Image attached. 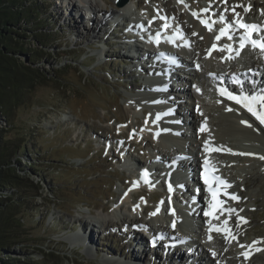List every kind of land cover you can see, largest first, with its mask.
I'll list each match as a JSON object with an SVG mask.
<instances>
[{"label": "rangeland", "instance_id": "1", "mask_svg": "<svg viewBox=\"0 0 264 264\" xmlns=\"http://www.w3.org/2000/svg\"><path fill=\"white\" fill-rule=\"evenodd\" d=\"M74 1L26 0L25 2L32 4V18L36 19V23H21L22 28L12 31L14 33L10 32L12 37H16L15 47L11 43L15 48L11 52L13 60L21 66H36L42 70L38 78L31 74L27 81H21L17 74V78L7 79V86L3 87L11 93L4 101L11 100L12 103L4 108L6 117L0 113V128L5 130L4 137L11 143L23 144L24 148L13 157L12 164L19 169L20 174H28L31 181V184L14 190L12 195L20 202L15 211L16 218H20V225L16 227L17 232L14 230V234L9 235V246L0 251L2 258L12 264H106L104 260L114 256L123 258L124 251L130 249L124 247L120 231L117 230L114 235L111 232L95 235L98 234L96 218L104 221L110 218L109 213L112 211H125L119 205L116 207L112 204L120 197L123 179L125 183L135 180L130 178L132 172L123 160H117V156H120L129 161L128 156L119 151L123 139L118 134L124 131L129 138H133L135 143L130 141L136 146L125 148L135 160L143 164H147L155 155L153 149L158 146L155 137L144 129L145 126L137 129L144 106H134L132 103L135 99L131 98L138 91L135 83L139 82V78L136 76H141L143 71L133 74L135 69L131 66V60L121 52L123 46L129 43H124L123 34L130 30L122 25L124 20H120L128 7L122 10L124 7L117 6L116 0H86L93 5L97 3L101 9L87 19L84 17L86 13L83 16L78 13L77 7H73ZM132 1L139 6L131 16L144 19L150 13L157 17L156 13L150 11L154 6L159 7V10L174 9V14L167 12L171 23L178 21L179 13H197L198 5H205L207 1L210 3V0H128L127 4L132 8ZM232 1L233 5L244 7L252 6L255 1L257 4L253 9L245 12L244 7H241L240 14L247 18H264V0ZM224 2L222 0L215 4L218 6ZM67 8L70 9L68 17ZM116 19L122 23L116 24L111 33ZM130 24V21L126 22V25ZM33 33L49 37L43 35L45 37H42L40 45ZM136 42L141 45V42ZM22 47L29 51L23 52ZM38 58L40 59L35 62ZM211 59L217 60L214 55ZM34 62L36 64L33 65ZM128 68L132 70L127 75L125 73ZM186 68L174 69L180 77L176 85L183 82L181 76L189 77L190 69ZM19 72L20 69L14 68L12 73ZM192 85L189 91L194 94ZM189 106L186 105L185 109L190 111L191 105ZM206 110L210 111L209 108ZM190 112L187 115L192 120L194 114ZM215 114L216 117L219 113ZM195 127L196 125L184 127L183 134L193 137ZM210 133L214 135L212 130ZM210 133L208 138L213 137ZM104 139L110 140L113 145L103 151L101 148ZM210 158L213 161L219 160L214 155ZM187 160L193 164L192 158ZM224 160L229 161L228 158ZM261 171L262 174L258 172L248 178V187L243 185L246 178L243 182L242 177L232 182L239 190L243 189L242 195L245 197L241 196L234 201V209L247 220V223H238L233 219L235 213L233 216L228 215L232 218L228 222L229 228L235 235L238 234L235 246L240 241L243 244L260 241L256 246L264 249V169ZM246 192L250 197L245 195ZM102 206H107L108 212L103 211ZM146 219L148 217L142 220ZM80 222L88 223V227L85 225L87 232L93 228L94 240L89 246L91 250L73 244L72 238H68L80 230ZM132 236L135 237L133 234ZM245 238L247 242L244 243L242 240ZM219 239L213 244L214 249L219 247ZM225 240L229 241V238ZM47 246L57 253L42 257L41 253ZM158 247L157 252H160L162 246ZM148 249L147 244V253L143 255L141 263L147 264L151 258L153 252ZM257 254L261 255V259L257 257L261 262L256 263L264 264V250ZM216 261L218 264V259ZM127 262L133 264L132 261Z\"/></svg>", "mask_w": 264, "mask_h": 264}, {"label": "bare ground", "instance_id": "2", "mask_svg": "<svg viewBox=\"0 0 264 264\" xmlns=\"http://www.w3.org/2000/svg\"><path fill=\"white\" fill-rule=\"evenodd\" d=\"M75 1H79L78 2L79 4L85 3V5L86 4L88 5V2L86 0H75ZM102 1L104 2V0H102ZM254 4H255V2H254ZM88 6L93 11V13L94 12L97 13V12L101 11L100 6L97 5V3L95 5L89 4ZM73 7L76 8L77 5L73 4ZM122 7H124V8H122V10L123 9L125 10V7H128V9H130L131 12L135 9L134 6H133V8H132V6L129 7V4L122 5ZM85 9L88 10V8H86V7H85ZM170 9H172V8H170ZM170 9L169 10L166 9V10L168 12H173V14H174L175 10L174 9L170 10ZM67 10H68V13L66 15L68 17V15L70 14V9L67 8ZM181 12H182V10H181ZM84 13H86V16H88L87 12H84ZM183 13H179V16H178V25L179 26L178 27L180 28V30H182L184 39L189 38L191 41V44L186 45L185 43L182 42V45H178L177 43H175L172 46H168L167 51L173 52L174 57H172V58L176 62H180V65L186 66V67H188V69L191 70L189 73V79H191V82H193L194 86L193 85L192 86L194 87V90L197 87H200L202 89V94L198 95L195 92H194V94H192L189 91L190 90V82L186 81L185 79L183 80V77L181 78L183 81L181 88H183L184 91L187 93V97L190 99L188 101L191 102L190 111H191V113L194 114L192 116V119H193L192 124L197 123V129L193 134L194 139H192V140L190 139V142H192V144L189 142H187V143L182 142L181 144L182 145L190 144V146H192L193 148H195V149L197 148V153L189 151L190 146L189 147L187 146L186 147V154H187L186 158L187 157L192 158L193 164L192 163L190 164V162L187 159L186 160L178 159V160H180V162L182 164L181 167L186 166V168L188 167V168H192V169H197V172L200 170L205 171V165H204L205 159H207L208 161H211L209 165L215 166L214 168L216 169V171L214 172V175L220 176L223 180L227 181L231 185V187L225 189V191L230 192L231 194L234 193L235 195L238 194V195H241L242 197H244V195H242V194H244L243 189L239 190L238 188L233 186L232 181L234 182V181H236V179L238 180V179H240V177H242L241 181L243 182V179L246 178V180H245L246 182L243 183V185L246 186V183L249 180L248 178H251L252 175L257 174L258 172H259V174H262L261 170L264 169V160L260 159L259 157L264 156V128L259 125V121L256 120V118L253 117L252 115L244 114V115L238 116V119H237V117L234 114H230L228 112L222 111V109L226 108L225 107L226 105H229V103L224 99H216L217 105L219 107H213L214 109L212 108L210 112L206 111L207 108H209L210 106H213L212 105V102H213L212 97H214V88H211L210 85L208 84V82L212 81V80L213 81L223 80V78H222L223 74H222L221 69L219 68L220 66H219L218 62L212 61L210 59V55L215 54V55L219 56L220 52L214 51V50L209 52V49H211L212 45L215 44V42H214L215 37L212 36L211 31L207 30L205 25H204V28L201 26L202 25L201 19L195 18V17H190L188 14H183ZM123 15H127V14L122 13V16ZM106 16H108V15H106ZM127 17H129V16L127 15ZM88 18L89 17H87V19ZM101 20L104 21L103 18H101ZM134 20H135L134 23H136L139 26L143 22V20L140 18H134ZM229 20H231V19L229 18ZM229 20H226V21L230 22ZM67 21H68V18H67ZM153 25H155V24L153 23ZM193 33H196V35H194ZM184 39H176V42H177V40L183 41ZM145 41L146 42L143 41L145 44V47L140 49L141 52L138 51L139 46L134 45L136 48L135 51H137L136 52L137 58L133 59V61H135V62L131 63V66L134 67V69L136 68L135 63H138L139 60L142 59L143 54L148 55V58L150 60V56L157 54L160 50H162L160 45L156 41H154V39L149 38ZM121 52H122V54L123 53L126 54L125 52H123V48H122ZM243 53H244L243 57L249 61L250 53L246 52V51ZM126 58H129V57H126ZM162 64H163L162 66L164 68H166V66H164V65H166L168 63L163 61ZM196 65H199V67L195 68ZM244 66L245 67L246 66L247 67H256L257 72H259V75H257L256 80H257L259 86H263L264 85V83H263V80H264V55L260 54V60L258 62L257 61L254 63L245 62ZM138 68H140V70L142 69L140 67V64L137 65V69ZM231 73L234 74L235 72L231 71ZM125 74L128 75L129 70ZM172 75H173V73L171 74V76ZM189 79H187V80H189ZM150 84L156 85V83H154V82H151ZM135 87H137L136 90H138V92H137L138 94H136L131 99H136V97H138L140 94H142V96L147 95L146 89H149L148 87H144V86L139 85V87L142 88V90H141L138 88V83H135ZM170 87H171V85H170ZM258 88H261V87H258ZM178 94L179 93H177V90H175V92H171V95H173L175 97H177ZM263 95H264V90H263ZM203 97H205L204 101H202ZM207 98L209 100H208V102H205ZM137 99H136V102H138ZM196 104H199L200 108H197ZM172 105H173V103L170 104V106H172ZM143 106H146V105H143ZM203 110L205 112H203ZM213 113H219V115H217L215 117L216 114L214 115ZM183 114H187L186 111H184ZM165 118H167V117H165ZM243 120L248 121L251 124V127L243 124L242 123ZM202 122H207L209 125L207 130L203 131V132L199 129ZM151 126H152V124H148V127H151ZM170 127H172V125ZM211 130L214 132V136L211 137V139H208L207 134ZM215 133H216V136H215ZM120 134L123 136L125 133H124V131H122ZM145 134H146V132H145ZM211 134L213 135V133H210V135ZM185 137H186V135H185ZM232 137H234V139ZM197 138H198V140H197ZM164 140L174 141L176 139H173L169 135H167V136L162 137L160 142H158L159 143L158 146H154V148L156 147L154 150V154L156 153L157 155H159L163 162L155 161V158L153 157V159L149 161L148 165H146L148 167V171H150L153 167H155L157 170H159L161 168L163 169L164 167H166L165 163H168L173 158H175L174 156L179 158V156L181 154L180 151L175 150L172 143L170 144L169 149H165L164 148L165 146L163 145L164 143L162 142ZM127 141L132 144V142L130 141V138H127ZM205 141H208V147L209 148L218 147L219 149L224 150L227 147V148L231 149L233 152L231 158L234 160L235 164H230L229 166L224 168L220 165V163L213 161L212 160L213 158L212 159L210 158L212 155L218 156V158L221 159V161H222V160H224V158L227 159V154H225L226 155L225 157L222 155L219 157V153H222L221 150L217 151V152L205 151ZM176 142H179V141L176 140ZM194 143H196V144L194 145ZM167 147H169V146H167ZM181 147H183V146H181ZM181 147H180V149H181ZM195 149H192V150H195ZM171 151H173V153H170ZM240 153H251L252 155H241ZM126 155L130 156V158L132 159V163L135 167L140 168L141 166H145L139 160H135V158H133L132 154L129 153V151L126 153ZM229 161H231V159H229ZM229 161H225V162H229ZM173 165H174V162H172L171 165H169V166H173ZM129 169L133 173V175L138 176L136 171L132 167H129ZM259 169H260V171H259ZM237 173H239V174H237ZM243 175H245V177H243ZM137 180H139V178H137ZM184 180L187 181V178H184ZM202 180H203V177L200 176L199 180L197 179L196 183L198 185H201V187H203V188L207 187L205 184H202ZM160 183L162 184V181H160ZM246 187H248V186H246ZM246 189H244V190H246ZM245 195L248 196L249 193L246 192ZM132 196H133V194L130 193V196H128V197L126 196L127 198L125 197L126 199H124V201H122V202L126 203V201L129 200V198L132 199ZM203 196L206 197L208 199V202H209V199H210L209 193L207 192V190H203L201 193V196L197 200L199 202L198 205L200 204V200L203 198ZM224 196L225 195L223 194V191H222L220 193L219 199L224 201L223 206L225 208H233L234 207L233 205L235 202L233 200H231V198H229V200L224 199ZM248 197H250V196H248ZM143 198H147L146 194L144 195ZM143 201H145V200H143ZM121 206H123V203L121 204ZM238 207H239V205H238ZM106 208H107V206H102V209H106ZM206 209H208V205H205V207H202V209L200 211H198V210L194 211V214H192V217H194V218L197 217L198 219L201 220L198 223L197 222L196 223L198 225L197 227L200 230V233L203 235L202 236L203 242L198 243L199 237L197 235L199 232L192 230V234H193L192 242L196 243V249L191 250L190 254L192 256H196L195 254H199L198 256L195 257L197 260L196 262H200L205 258L203 261H205L207 264H216L215 263L216 259H218V264H257L258 262L256 263V261H259L258 258L261 257V255L259 256L257 254V251H252V254L247 259H245L244 256L241 255V252L242 251H249V249L247 247H245L244 249H241L239 247L240 244H243V243H241V241H240L238 246H235L234 243H236V242H233V241L231 243H228L229 241L224 239L225 235H221L222 234L221 232L219 234L222 236L220 248L217 250L213 249L215 251H209V249H211L209 246L210 242H207L206 238L208 235H211V234L213 235L214 238H216L218 233H211L209 231H206V229H207V227H209V225L203 226V222L209 223V221H211V223L213 225L219 224L218 226L223 227L224 225L222 224V222L224 220H227L229 222L232 218H229L228 217L229 214L226 212L225 213L217 212V215H219V220L214 219V218L211 219L209 216H205V213L203 211ZM118 211H120V210H118ZM125 212H126V209L124 212L120 211V214H123ZM140 214H141V211L136 209L132 212L130 211L129 214H127V216H124V218L121 220L123 221L127 218V220H129L131 222V227H132V224L147 225L148 224L147 221H143L142 219L139 218ZM239 215H241V214H239ZM144 216H145V214H144V212H142V218H144ZM236 217H237V215L235 216V218ZM114 219L115 218H112L111 215H110V220L108 219V220L102 221L101 219L96 218L97 227H98V230L100 231V233L105 231V230H108L110 227L112 228L114 226V221H115ZM170 222H171V219H170ZM85 225L88 227L87 222H80L79 227L81 229V232L84 233L83 235H78V233H76V234L73 233L68 238H72L73 241H71V242L73 244H76L78 246H83V248L86 250H91L89 248V246H91L93 244L92 240H94L93 228L91 227L87 232V227ZM227 225H228V223H227ZM186 227H189V226L187 225ZM119 231H121V229ZM250 232H251V230H250ZM255 232H257V231H255ZM85 233H86V235H85ZM100 233L98 232V234H95V235L98 236ZM192 234H189L190 238H191ZM127 236L129 237V240H126V239L123 240L124 242L126 241L124 247H127L130 250H128L126 252L124 251L123 258H118V257L114 256V258L112 257V258H109V260H104V262L106 261V264L107 263H109V264L110 263L111 264H130L127 261H132L133 264H136V263L145 264V262L141 263V260L143 258V255H145L147 253V241H145V239L143 237H138L137 235H135V237H134V236H132V234H127ZM219 241H220V239H219ZM242 241L244 243L247 242V238H245ZM244 245L247 246L250 244L245 243ZM255 247H257V246H255ZM161 250H163V247H161ZM213 252H216L215 256H213V254H212ZM119 253H120V251H119ZM152 254L153 253H151V258H149L148 264H162L163 263V262L160 263V258L157 254L154 253L153 256H152ZM234 255H235V257H234ZM119 259H121V261H119ZM254 259H257V260H254ZM242 261H244V262H242ZM170 262H171V259H169L165 263L170 264ZM259 262H261V261H259Z\"/></svg>", "mask_w": 264, "mask_h": 264}, {"label": "trees", "instance_id": "3", "mask_svg": "<svg viewBox=\"0 0 264 264\" xmlns=\"http://www.w3.org/2000/svg\"><path fill=\"white\" fill-rule=\"evenodd\" d=\"M25 1L26 0H0V113L5 115V117L6 114L4 108L12 103L11 100L4 101V98L6 99V97H9L11 94L8 93L9 89L6 90L3 88L4 86H7V79L17 78L18 74L21 81H27L30 79L29 77L31 74L36 75L37 78L42 74V70L38 67H30L27 65L21 66L16 63L11 56V52H14L15 50L16 37H12L10 32L22 28L23 26H21V23L28 25L36 21L35 18H32V4ZM39 32H41V30ZM6 33L8 34L6 35ZM42 33H44V31ZM43 35L45 34H39L38 36V34L33 33L34 39L37 42H40V45H42V37L46 36ZM12 39L14 42H12ZM11 43L14 47L11 46ZM22 50L23 52L29 51V49L23 47ZM39 59L40 58L36 59L35 62ZM35 62L33 65L36 64ZM14 68L20 69V72L13 74L12 72ZM60 87H62V85ZM4 133L5 130L0 128V251L9 246V235H13L14 233L12 231L14 230L17 232L16 227L20 225V218H16L15 214V211L19 208L20 202L19 200H15L16 198H13L12 195L14 190H18L20 186L31 184V181L28 179V174H26V176L25 174H20L19 169L15 168L12 164L13 157H16L17 152L24 148L23 144L11 143L10 140H7L4 137ZM16 159L18 160V158ZM38 189L40 188H37V190ZM4 191H10V193H4ZM37 196L38 195H34V197ZM56 253V250L50 249V247L47 246L41 254L42 257H47L46 254ZM0 264L12 263L6 262V260L0 255Z\"/></svg>", "mask_w": 264, "mask_h": 264}, {"label": "snow or ice", "instance_id": "4", "mask_svg": "<svg viewBox=\"0 0 264 264\" xmlns=\"http://www.w3.org/2000/svg\"><path fill=\"white\" fill-rule=\"evenodd\" d=\"M226 2V0H225ZM236 7H244L243 5H233L232 11L234 13V16L236 17L232 22H228L225 24L224 27H221L219 29V34L215 37L217 41H219L222 37L227 36L229 40L233 39V36L230 34V30L233 31H239V38H238V48H233L231 44L225 45L223 48H221V51L227 50L229 53H235V56H239L240 52L247 46H250L253 51L259 50L262 55H264V25L256 24V23H247L244 22L243 18L240 17V14L238 12H235ZM250 5L248 7H244V11L248 12L250 10ZM203 11H208V9H203ZM227 11V9H225ZM262 14H264V10H262ZM193 15H198L197 13H193ZM167 19V18H162ZM221 21H225L226 17L221 15L219 17ZM201 23L204 24L209 31L212 30V24L209 23L207 19H202ZM164 28H168L169 25L165 23L163 25ZM242 30V31H240ZM196 35V33H193ZM255 34V36H254ZM160 33H156V37L154 38L157 43H159ZM169 42H174L176 39H184L182 30L177 28L172 36L167 37ZM185 44L187 45V41H185ZM217 45L213 44L212 48L209 49V52L216 49ZM229 59L233 58L231 55L228 57ZM173 63H175V60H172ZM199 67V65H197ZM239 83V81H236ZM199 91V89H197ZM220 94L223 96H227L229 100L235 101L236 104L241 105L244 107L253 117L256 118L261 124H264V97H258L255 95H248L241 92L239 95L233 94L232 92H228L225 89H220ZM259 106V107H257ZM231 111L232 109H227ZM157 120L160 119V116L157 115ZM242 123L247 124L249 127H251L250 124H248L247 121H242ZM206 126H201V131H206ZM167 131V130H165ZM159 135V133H157ZM221 149L217 148H209L208 147V141H205V151H220ZM227 152L231 153V149H224ZM241 155H252L251 153H240ZM260 159L264 160V156H260ZM205 165V172L203 174L204 184L207 186V191L209 193L210 199L208 204V210L205 211V216L213 217L214 219L219 220V215H217V212L219 213H228L229 216H231L233 213L237 215V221L247 223V220L240 216L236 209L234 208H225L224 201L219 199L220 193L223 191V194L226 196H230L233 200H239L240 197L236 196L234 193L229 194L225 189L231 187V185L223 180L220 176L214 175V172L216 169L209 165V161L205 159L204 161ZM148 172L147 170H144L141 178L144 180L145 183H150L148 180ZM138 186V182L133 183V187ZM182 187V185H181ZM131 191V189H129ZM169 191H172V186L169 185ZM199 191V189H198ZM127 195V193H125ZM143 199V197L141 198ZM240 211H243L242 209ZM157 212H159V208H157L156 212L151 213V215H156ZM227 220H224L222 224L223 227L213 225L211 221H209V232H211L213 229L217 232H223L225 234V238H231V240H236L237 237L233 235L231 229L227 227ZM173 227H175V222H173ZM212 237L209 236V239ZM155 239L153 240V244H155ZM260 241H253L252 244L245 246L244 244H240L239 247L241 249H244L247 247L249 251H242L241 255L244 256L245 259H247L251 254L252 251H262L264 249H260L258 247H255L257 244H259ZM211 251V250H210ZM213 256L216 255L215 252L212 253Z\"/></svg>", "mask_w": 264, "mask_h": 264}, {"label": "water", "instance_id": "5", "mask_svg": "<svg viewBox=\"0 0 264 264\" xmlns=\"http://www.w3.org/2000/svg\"><path fill=\"white\" fill-rule=\"evenodd\" d=\"M127 0H119L117 2V5L122 6L124 3H126Z\"/></svg>", "mask_w": 264, "mask_h": 264}]
</instances>
